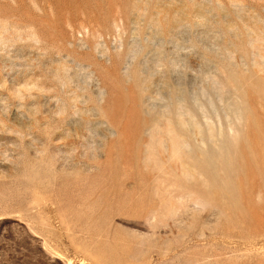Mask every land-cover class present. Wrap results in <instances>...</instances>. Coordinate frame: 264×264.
I'll return each instance as SVG.
<instances>
[{
    "label": "rangeland",
    "instance_id": "obj_1",
    "mask_svg": "<svg viewBox=\"0 0 264 264\" xmlns=\"http://www.w3.org/2000/svg\"><path fill=\"white\" fill-rule=\"evenodd\" d=\"M0 264H264V0H0Z\"/></svg>",
    "mask_w": 264,
    "mask_h": 264
}]
</instances>
